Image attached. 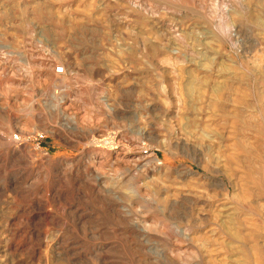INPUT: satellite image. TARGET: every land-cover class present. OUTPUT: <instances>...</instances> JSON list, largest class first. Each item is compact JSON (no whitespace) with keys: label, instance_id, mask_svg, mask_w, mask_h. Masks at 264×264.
I'll return each instance as SVG.
<instances>
[{"label":"rangeland","instance_id":"rangeland-1","mask_svg":"<svg viewBox=\"0 0 264 264\" xmlns=\"http://www.w3.org/2000/svg\"><path fill=\"white\" fill-rule=\"evenodd\" d=\"M221 202L264 235V0H0V264H209Z\"/></svg>","mask_w":264,"mask_h":264},{"label":"bare ground","instance_id":"bare-ground-1","mask_svg":"<svg viewBox=\"0 0 264 264\" xmlns=\"http://www.w3.org/2000/svg\"><path fill=\"white\" fill-rule=\"evenodd\" d=\"M220 187L227 192L230 190L229 185L225 183H220ZM216 207L217 212L223 215L224 220L217 221L216 227L211 229V238L214 237V240L207 239L203 245L206 253H210L212 257L208 261L209 264H264V235L261 234L258 238L254 233L238 235L231 220L233 213L229 203L221 202ZM243 252H250L244 257L245 260L238 257L239 253L241 255ZM214 256H216L215 259Z\"/></svg>","mask_w":264,"mask_h":264},{"label":"built area","instance_id":"built-area-1","mask_svg":"<svg viewBox=\"0 0 264 264\" xmlns=\"http://www.w3.org/2000/svg\"><path fill=\"white\" fill-rule=\"evenodd\" d=\"M54 73L56 75H64L66 74L65 67L63 65H59L54 69Z\"/></svg>","mask_w":264,"mask_h":264}]
</instances>
